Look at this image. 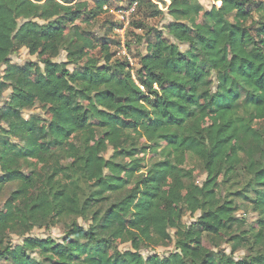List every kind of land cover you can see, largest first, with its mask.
<instances>
[{
  "label": "trees",
  "instance_id": "16d2710c",
  "mask_svg": "<svg viewBox=\"0 0 264 264\" xmlns=\"http://www.w3.org/2000/svg\"><path fill=\"white\" fill-rule=\"evenodd\" d=\"M133 1L149 18L166 8L173 38L146 32L135 78L107 37L76 25L110 0L87 13L73 0H0V196L14 187L0 208V264H264V2L212 0L219 7L205 11L199 0ZM20 49L38 63L12 64ZM37 100L48 106L44 127L23 117ZM243 209L256 228L236 217ZM187 214H198L189 226ZM56 225L64 244L24 238ZM172 240L166 257L141 255Z\"/></svg>",
  "mask_w": 264,
  "mask_h": 264
},
{
  "label": "rangeland",
  "instance_id": "374dc122",
  "mask_svg": "<svg viewBox=\"0 0 264 264\" xmlns=\"http://www.w3.org/2000/svg\"><path fill=\"white\" fill-rule=\"evenodd\" d=\"M110 5H105L103 7V10L105 11L104 14H101L98 18L91 20L88 18L86 14L83 15V17L76 22V25H78L80 28H82L84 31H86V35L93 38L96 41L102 40L103 38L107 37L110 42V53H112L114 59H121L122 61L125 60L128 63V67L130 68L131 75L135 78L136 71L139 69V54L144 55L145 49H146V39L147 34L146 32L149 29L161 31L163 34V37L165 39L171 40L173 42L172 35L168 32L167 26L171 23V19L166 14V8H163L162 5L158 4L159 9H161L164 12L163 16L157 17V18H149L148 16H145V10H139L137 9L138 2L133 1L129 2V0H110ZM153 3L157 4L155 0H150ZM256 3L264 2V0H252ZM94 0H73L72 5L78 6L82 8V10L87 13L92 7H93ZM137 3V6L133 13L129 16V24L128 27L123 32V44L121 43L120 35L116 33V29L121 27L120 21L118 20L119 11H128L131 8V5L133 3ZM199 3L202 5L203 9L205 11H209L213 6L219 7V3H214L212 0H199ZM106 8V9H104ZM197 22H202L203 17L202 14H199L197 16ZM141 22L146 26V31L135 29L132 26V23H138ZM139 37L142 39L141 43H139L138 39ZM124 50L126 52L125 55H123L121 52ZM179 49L182 52L187 51L188 47L186 45H179ZM89 55L93 56H100L99 53V44L96 43V48L93 51L89 52ZM64 59V55H62L60 60ZM9 61L12 64H16L19 66H23L26 63L33 62L38 63L39 58L36 56H30L28 55V52L25 49H20L18 52H15L9 56ZM4 69V67L1 68L0 72ZM71 70V67L69 68ZM8 97V93L5 94V98ZM1 105V104H0ZM31 116H35L41 120V126L44 127L46 124V121L49 120L50 114L48 110V106L44 104L41 100H37L35 103V106L30 109L23 112V117L25 119H28ZM264 117L261 115V118ZM96 140V139H95ZM105 153L104 157L108 158L112 154V148L108 146L106 143L104 144ZM149 157L148 153H145L140 156V159L147 160ZM31 161L36 162L38 167L41 170H45L43 167L44 163L42 159H31ZM183 168L188 172V174L191 176L192 180L200 185L203 180L205 179V175L202 173V171L199 168L198 163L193 160L189 159L186 161V163L183 165ZM24 173H27V170L24 171ZM14 187L8 188L3 196H0V208H2L5 204V201L8 197V192L10 190H13ZM198 214L192 216H189L188 214L183 217V224L185 226H189L194 222ZM236 217L239 219H243L245 221V224L247 227L256 228L258 225V217L256 214L252 213L250 210H239L236 213ZM80 226H83L85 229L87 228V224H85L82 220L77 221ZM64 228L62 225H56L55 227L49 228L47 230L45 229H34L33 231L27 233L24 238H34L37 240H46L51 239L53 240L57 245H61L65 243L64 240V234H63ZM174 232H171V235L174 236ZM24 238H19L16 236H11L12 244L17 245L21 244ZM203 245L212 251H217L213 249V244L211 242H208L206 240H203ZM115 248L120 251H128L132 250L130 244L121 243L119 239L116 240ZM220 249L225 251L227 254L230 253V247L228 244L221 243ZM141 255L147 259L148 257H151L153 255L159 256V257H166L172 252H174V244L173 240L171 243H168L167 245L158 246V247H144L141 249ZM244 255L243 251L237 252L234 254L235 259H240Z\"/></svg>",
  "mask_w": 264,
  "mask_h": 264
},
{
  "label": "built area",
  "instance_id": "2783aa9c",
  "mask_svg": "<svg viewBox=\"0 0 264 264\" xmlns=\"http://www.w3.org/2000/svg\"><path fill=\"white\" fill-rule=\"evenodd\" d=\"M137 6V3H133L131 5V8L128 11H119V16H118V20L120 21V26L119 28L116 29V33H118L120 35V39H121V43L123 44V32L125 31V29L128 27L129 24V16L133 13V11L135 10ZM106 9V8H104ZM123 55L126 54L124 47H123V51L121 52Z\"/></svg>",
  "mask_w": 264,
  "mask_h": 264
}]
</instances>
